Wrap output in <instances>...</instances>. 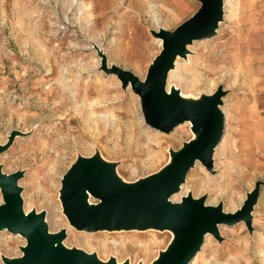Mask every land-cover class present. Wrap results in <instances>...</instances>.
Wrapping results in <instances>:
<instances>
[{"label": "rangeland", "instance_id": "rangeland-1", "mask_svg": "<svg viewBox=\"0 0 264 264\" xmlns=\"http://www.w3.org/2000/svg\"><path fill=\"white\" fill-rule=\"evenodd\" d=\"M82 1L74 0L67 12V4L63 5L67 0H21L20 5L17 0H0V144H8L10 141L0 153L1 172L6 176L20 174L18 186L21 189L23 211L45 215L44 224L48 231L65 235L64 245L67 250L81 251L106 264H149L152 260L148 258L150 260L146 261L141 253L152 252L154 257L159 255L171 243L172 234L169 231L79 230L67 210L63 179L78 163L91 162L107 174H116L128 184L126 189H131L164 173L171 166L174 153L197 139L185 135L181 138L179 135L182 127L186 126L187 131L190 130L187 124L176 126L165 133L149 125L144 118L140 97L134 93L132 85L124 87L120 78L108 74L106 69L129 71L141 81H144L148 72L133 73L129 69L133 66L119 60L108 49L106 41L103 46L97 45L94 29L89 27L94 22V16L88 4V17L84 22V33L87 31L88 34H79V26L83 22L78 19L84 17L79 6ZM263 8L264 0H223L224 21L220 22L219 33L211 39L187 44L184 58L180 56V63L174 65L166 77L165 91L172 96L174 94L181 102H203L206 97L220 92L219 108L225 117L223 138L214 150L211 168L207 169L202 163L196 162L171 202L179 203L187 198L203 199L205 205L222 207L225 213L234 214L257 191L250 225L243 221L233 226L220 225L218 239L208 234V241L192 264H264V158L257 160L258 157L254 155L255 161L249 170L238 164L244 159L250 143H255L251 151H259L257 148L264 152V128L261 132L253 127L255 120L262 121L261 126L264 127V99L261 108L263 113L257 118L254 98H244L241 88L227 81L224 72L211 76L206 70L213 54V57L221 56L218 47L227 40L232 43L240 26L246 29L259 25L257 21H261L260 25L264 28ZM15 10L19 11L17 16ZM191 19L185 18L183 23ZM54 30L57 33L55 37L51 34ZM152 36L154 40H159L154 34ZM32 43L38 46V51L31 47ZM162 50V47H156V55L152 60ZM220 76L223 80H219ZM59 80L75 84L72 93L75 94L79 88L92 108L101 107L99 112H108L109 116L127 118L125 107H132L139 123L135 128H139V132L146 137L145 141L140 142L148 147V142L154 141L149 145L155 157L138 149L135 143L139 139L133 136L132 131L130 135L133 138L132 142L128 139L129 145L118 140L114 135L117 134L116 129L105 134L104 138L112 141L110 145L105 139L99 138L96 130L92 135L80 137V122H75L77 115L72 117L68 111L61 110L64 98L60 87L56 86ZM48 86L57 93L54 97L46 96ZM115 94H119L120 99L114 101ZM94 102L100 104L96 106ZM62 124L67 127L61 128ZM249 124L252 125L250 129L243 126ZM69 126L78 131L73 133L78 139L75 146L64 139ZM106 151L112 152L113 156L107 155ZM96 201H93V205L97 204ZM6 245L14 248L13 255L5 254ZM141 245H146V248L149 246L150 251ZM26 248L24 237L0 231V264H7L6 260L22 258Z\"/></svg>", "mask_w": 264, "mask_h": 264}, {"label": "water", "instance_id": "water-1", "mask_svg": "<svg viewBox=\"0 0 264 264\" xmlns=\"http://www.w3.org/2000/svg\"><path fill=\"white\" fill-rule=\"evenodd\" d=\"M199 12L191 20L181 24L173 32L162 30L154 36L164 41L163 50L150 65L144 81L131 72L118 68L106 69L117 75L124 87L132 85L134 93L142 102L144 118L153 128L165 133L186 121L205 128L197 141H191L174 153L173 162L166 171L131 189L112 186L107 173L95 163H78L63 179V192L67 210L73 224L80 230L94 232L107 229L116 223L130 224L137 221L154 220L181 227L182 243L163 264H188L200 252L204 236L211 234L218 239L221 224L250 225L251 211L257 191L250 196L238 212L227 214L221 207L204 204L203 199H185L173 203L170 198L179 192L190 168L200 162L211 168L212 154L223 138L224 116L219 108L220 92L206 97L203 102L179 101L167 96L166 77L174 67L178 56L184 53L183 46L204 40L214 35L216 26L223 20V0H200ZM108 70V71H107ZM12 138V135H11ZM9 143L6 145L8 146ZM6 148V147H5ZM0 148V153L5 150ZM20 174L4 175L0 165V231L21 234L27 248L20 259L7 260V264H95L96 260L83 252L69 251L57 247L62 234H51L42 216L25 214L18 180ZM97 199L95 207H87V195Z\"/></svg>", "mask_w": 264, "mask_h": 264}, {"label": "bare ground", "instance_id": "bare-ground-1", "mask_svg": "<svg viewBox=\"0 0 264 264\" xmlns=\"http://www.w3.org/2000/svg\"><path fill=\"white\" fill-rule=\"evenodd\" d=\"M193 10H194V8H193ZM177 12L179 13V9H177ZM257 23L259 25L250 26L249 28L247 27L248 29L247 28L244 29L243 26L242 27L240 26L239 27V30H238L239 31L238 32V35H237V37L234 38V40H233L232 43H230L229 40H227L224 43H222L221 45L219 44L221 47H218V49H220L219 51H221V56L220 57H217V55H215L213 57V55H214L213 54L212 55L213 58L211 57L210 60H208V65H207V69L206 70L209 71V74L211 76H216V74H218L220 72L221 73L224 72L223 75L225 76V78H226L227 81L232 82L233 84H235L236 86H238V87L241 88V92H242L241 95L244 96V98H246V99H248L250 97L251 98H254L255 99V104L257 106L256 115H257V118H259L262 115V113H263V111L261 110V108H262V105H263V101L262 100L264 99V28L261 27V25H260L261 21H257ZM219 25H220V23L217 24L216 29H215V32H214V35L211 36V37H209L208 39H211L217 33H219L218 32V30L220 29L219 28ZM224 35H226V34H224ZM221 38H223V37H221ZM157 42H158V46H160V47H162L164 45V41L163 40H157ZM183 47H184L183 50L185 52V48H186L185 45ZM212 52H214V51H212ZM44 53H46V52H44ZM44 55H43V57H44ZM180 56L183 57V54H181ZM180 56H178L176 58V60L174 62V65L175 66H177L180 63V60L182 59ZM35 58L37 59V57H35ZM42 59H44V58H42ZM57 66H59V65H57ZM60 74H61V72H60ZM66 76H67V74H66ZM53 77H55V76H53ZM64 79H65V77H64ZM221 79L222 78L220 76V79L219 80H221ZM213 82L216 83L215 80ZM76 84H78V83H76ZM74 85L75 84H73L72 82H70L68 80H61V82L59 80L57 82V84H56V86H59L60 87V90H61V92L63 94L62 97L64 98L62 100L63 102H62V105H61L62 106L61 107V110L68 111L69 114H71L72 117H74V116L77 115V118H75L76 120L75 119L74 120H75V122L76 121L77 122H80V124L78 126L79 131L81 132V136L80 137H86L89 134L92 135L93 134V131L96 130L99 138L102 139V140H104L105 139L104 137H105V134L106 133L112 132V130H115L116 129V133L117 134H114V135H116V137L118 138V140H120L121 142L123 141L125 145H129V142L128 141L130 140L132 142V138H133L130 135V131H132L134 133L133 136L134 137H137L139 139V142L135 143L136 146H139L138 149H142L143 152H147L148 154L152 155L151 154L152 146L150 147L149 144H152L154 141H149L148 142V145H147L148 147H145L143 145V143H141V142H143V141L146 140V137H144V135L139 132V130H138L139 128H135V127H137L136 125H139V123H138V119L136 118L137 121L135 119L134 113L132 111V107H130V106H126L125 107L124 113L128 117L127 118L124 117V119H123V117L121 118L120 115L119 116L118 115H111V116H109L110 113L108 114V112L107 113H101V112H99V110L101 111V109H100L101 107L99 109L98 108L95 109L96 108L95 106H94V108H92V105L89 103L88 98L83 95L82 91H79L78 90L79 88H77L75 94L72 93L73 90H74V87H75ZM79 85H81V84H79ZM40 86H41V84H40ZM212 86H214L213 83H212ZM82 88H83V86H82ZM165 92H166L167 96H169V97L172 96L168 91H165ZM252 92H255L256 94H252ZM56 94L57 93L55 92V90L52 87L48 86V90L46 91V96L47 97L48 96L54 97ZM118 97H119V94H115L114 95V98H113L114 101H115V99L116 100L120 99ZM97 98H95V99L97 100ZM102 100H103V98H102ZM104 100L106 101L105 98H104ZM108 100L111 101L110 99H108ZM99 102H94V103L97 106V105L100 104ZM107 110H108V108H107ZM255 122L256 123L253 125V127L254 126L257 127L259 129V131L262 132L264 127L261 126V124H263V122L262 121H259V120H255ZM184 124H187V125L190 126V130L189 131H187L186 126ZM68 125L71 126V124H68ZM182 125H184L185 127H182V129L179 131V135L181 136V138H182L183 135H185L186 137H190L191 139H197L198 140V139H200L201 133H203L204 125L205 124L204 123H201L200 126L196 127V126H194V123L192 121H186ZM70 126L67 128V131L65 132L64 139H66V142L67 143L72 142L73 145L75 146L78 143V139L75 138L76 136L73 135V133H76L77 129H73V128L70 129L71 128ZM243 126H245V127H247V128L250 129V127L252 125L249 124V126H247V125H243ZM66 127L67 126L65 124H62V127L61 128H66ZM121 128H124V131L123 132L121 131ZM128 131H129V133H128ZM125 132H127V133H125ZM94 137L95 136H93V138ZM149 137L150 136H148V138ZM254 137H256V135ZM197 140H195V141H197ZM105 141H106V143L108 145H110V143L112 142V141L107 140V139H105ZM254 145H255V143H250L249 149L247 150V153L244 156V159L241 160V162L239 161V163H238L239 165L242 164V167L248 168V170H249V168H252V163H254V161H255L254 160V155H256L258 157L257 160H260V159L264 158V152H263V150H260V149L255 148L256 150H259V151H256V152L251 151L252 149H254ZM132 146H134V145L132 144ZM106 152H107V155L113 156L112 155V152H110V151H106ZM214 153L215 152L213 151L212 157H213ZM153 156L154 155H152V157ZM149 163H150V161H149ZM146 165H147V163H146ZM140 167L141 166H139V168ZM131 169H132V167H131ZM141 169H142V167H141ZM140 172H142V171H140ZM107 180L109 181V183L112 186H115V187L120 188V189H126V187L128 185L127 183L121 181L119 179V177L116 176V174H113L112 175V174H109L108 173L107 174ZM177 193H175V194H173L171 196L170 201L173 199V197H175V196L178 195ZM94 200H95V198L94 197H91L90 194L87 195V207L88 208H92V207H95L96 206V205H93V201ZM179 203H181V202H179ZM25 214H29V213L26 212ZM34 215H36V216H42V215H37V214H34ZM251 215H252V213H251ZM44 221H45V215L42 216L41 223L43 225H44ZM242 228H244V227H242ZM107 229L111 230V232L112 231L113 232L114 231H117V232L118 231H133V230H137V231L138 230H144V231H146V230H149V231L150 230L169 231L172 234L171 243L169 244V247H166V249L164 248L165 250H163L159 255H157V256L154 257V255L152 254V252H151L152 255L150 254V252L141 253V254L144 255L146 261H149L150 259L152 260V261H150L151 263L148 262L149 264H163V262L166 260V258H168L169 255L172 252H174L176 249H178L180 247L181 243H182V229H181V227L178 226V225H175V224H171V223H168V224H166V223H160V222H156L154 220H150V221H137V222H133V223H130V224L116 223L115 225L110 226V228H107ZM18 235L21 236V237H23V235H21V234H18ZM207 238H208V234H206L204 236V240H203L204 243L206 241H208ZM166 240H167V238H166ZM64 241H65V235L63 234L62 235V239L56 244L57 247L67 248L66 245H64ZM212 244H213V242H212ZM212 244H211V246H212ZM203 246H204V244H203ZM203 246L201 247L200 252H201ZM5 247H6L4 249L5 250V254H7V255H13L15 253L13 247H11L9 245H6ZM141 247H144L145 250H149L148 249L149 246H148V248H146L147 247L146 245L145 246L144 245H141ZM195 257L188 264H192L196 260ZM148 258H150V259L148 260ZM3 259H5V258L3 257ZM95 262H96L95 264H106V263L100 262V260H96ZM143 264H146V263H143Z\"/></svg>", "mask_w": 264, "mask_h": 264}, {"label": "crops", "instance_id": "crops-1", "mask_svg": "<svg viewBox=\"0 0 264 264\" xmlns=\"http://www.w3.org/2000/svg\"><path fill=\"white\" fill-rule=\"evenodd\" d=\"M176 1L83 0L79 3L84 13V17L80 16L78 19L83 22L80 23L79 34H83L86 30V23L84 22L88 17L86 15V4H88L92 9V16H94V22H91L89 27L94 29L97 45L102 44L103 46L104 41H106L108 49H111L119 60L133 66V68H129L130 71L136 74H145L153 62L152 58L156 55L154 50L156 47H160L152 34L159 33L161 30L175 31L184 22L185 17L191 19L196 16L201 7L200 0ZM18 3L20 5L21 0H17ZM73 3L74 0H67L66 3H63V5L67 4L66 6H68L67 12ZM177 9H179V13ZM18 12L15 10V16L18 15ZM53 21H55L54 18ZM51 34L55 37L57 33L54 30ZM84 34H88V32L86 31ZM31 47L38 51V46L35 43H32ZM6 144L7 142L0 144V148H7ZM1 198L3 202V194H1Z\"/></svg>", "mask_w": 264, "mask_h": 264}]
</instances>
